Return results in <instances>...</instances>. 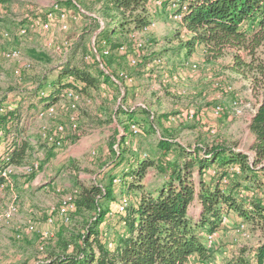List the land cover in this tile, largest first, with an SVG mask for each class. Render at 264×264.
<instances>
[{
  "label": "trees",
  "instance_id": "1",
  "mask_svg": "<svg viewBox=\"0 0 264 264\" xmlns=\"http://www.w3.org/2000/svg\"><path fill=\"white\" fill-rule=\"evenodd\" d=\"M152 1L164 5L169 13L172 2L176 3L178 12L183 11L182 21L178 23L189 32L181 46L187 54L202 48L203 54L211 61L231 55V71L250 81L251 89L261 94L262 99L250 124L254 135L253 156L250 159L231 147L183 145L176 140V130L184 124V120L168 123L172 117L169 116L164 125L165 116H159L158 120L164 128L162 132H165L157 138V152L146 157H131L126 169L120 177H116L120 180L116 186L127 190V206L123 214L115 212L118 214L116 222L122 230L116 232L112 248H108L101 238L98 227L109 213L108 206H101L100 202L113 199L114 178L106 186L76 180L71 222L81 220L83 232L70 238L59 234L54 248L32 264H188L193 256L198 262H205L212 253L205 246L204 234L218 232L222 226L221 217L231 211L251 229L264 231V191L261 195L257 194L260 186H256L260 183L258 173L264 172V0H105L99 11L107 22L97 34V44L99 46L101 41H105L103 47L110 51V55L103 56L100 46L101 61L109 74L102 70L92 73L88 70L90 67L78 63L77 53L71 49L65 62L58 66L60 69L56 77L48 83V95L38 100L55 103L67 89L87 96L90 89L97 90L103 82L109 86L107 102L102 105L100 116L91 121L97 125L112 124V110L108 103L112 99L111 93L121 91V84L124 89L121 101L126 102L131 94L128 95L125 82L118 80L119 83H115L110 75L124 72V64L116 62V59L121 58L129 66L133 51L120 52L119 48L126 45L130 50L129 34L132 31L142 32L153 22L149 5ZM67 3L80 13L77 0H68ZM92 20L99 28L97 20ZM32 56L49 64L45 53L33 51ZM147 64V61L139 60L133 67V73L139 75L138 71ZM68 76L73 77V81H67ZM46 77L47 74L39 76L35 90L24 94L22 99L45 88ZM20 111L18 106L13 111L0 114V128H5L4 150L0 155V186L4 182L1 176L3 168L27 164L34 155L32 142L26 136V126H19ZM137 111L142 119L139 113H151L148 106L134 110L124 108L120 112L124 117L118 122L123 125L125 134L117 138L119 132H113L118 149L127 150L125 135L133 136L131 124L136 125L140 132L144 130L142 120L134 118ZM76 124L75 129L69 124L63 147L76 142L86 132L78 121ZM145 125L146 133L155 131L151 122ZM110 149L114 152L113 146L110 145ZM231 166L239 167L241 174L229 177L227 185L222 186L221 180ZM150 168L159 177V182L153 187L143 182ZM209 169L212 171L207 174ZM13 184L14 189L16 182ZM240 188L254 191L255 195L246 194L241 198L238 195ZM195 204L199 211L193 216L190 209ZM255 255L252 261L246 259L243 250L227 264H262L264 244L255 249Z\"/></svg>",
  "mask_w": 264,
  "mask_h": 264
},
{
  "label": "rangeland",
  "instance_id": "2",
  "mask_svg": "<svg viewBox=\"0 0 264 264\" xmlns=\"http://www.w3.org/2000/svg\"><path fill=\"white\" fill-rule=\"evenodd\" d=\"M67 1L0 0V10H2L0 16H3V20L6 19L10 26L9 29L5 28L6 26L3 27L4 29L0 31L3 32L1 38L4 32L9 33L11 41L4 42L6 46L17 47L22 52V59L19 62L16 60L0 62L1 97L3 94L8 93L9 89L15 85L14 83L17 78L14 79V75H11L13 67L17 68L22 61H28L32 64V71H38L42 75L47 74L48 77L51 70L55 69V65L53 66V64L61 66L65 62V57L68 55L63 56V46L67 42L73 44L72 51H76L78 63L90 67L92 73L102 70L100 66V62L102 63L99 52L100 45L98 46V40L95 36L99 30H97V26L94 25L95 23L91 17L92 15L101 16L100 11H97L95 8L98 0H77V6L85 14H80L74 7L69 6ZM56 5L67 11H71L72 14L78 15L76 21L70 22L67 31L63 32L59 27V30H57L56 26L50 31L51 34H46L43 31L31 28L32 30L20 39L16 38L13 33H10L12 29L10 24L11 19H14L15 23L36 18L42 19L44 14L51 12ZM150 9L152 11L151 18L155 26L147 33L140 34V38L145 42L146 49L139 60L146 61V59H150L154 54L155 57H163L164 66L162 71L166 74L168 85L167 87L155 90V86H160L161 83V81L158 82V78L150 76L138 78L133 73L134 68L128 67L121 58L116 59V62L121 61L124 64L122 69L129 76L133 77L130 83L137 87H135V91L133 89V92L129 96V103L126 104L121 101L122 93L119 90H114L111 93L112 99L108 102L109 108L112 110L111 116L114 115L115 118L122 119L124 115L120 112L124 108L129 109L138 105L148 106L150 112L154 114V119L151 118V113L145 115L144 113H139L143 116V119L138 115V119L143 122L144 130L138 135L132 136L136 152L118 149L114 137L116 134L114 135L111 131L112 127L110 123H104V125L92 124V116L80 106L75 110H71L65 105L59 107L57 109L58 119L64 123L66 128H69V116L73 115L79 125H86L85 128H82L87 130V132L77 143L70 145L68 143L62 148L61 164L57 166L58 173L49 177L54 182L52 186L50 184L39 185V183L35 185L37 182L36 176L41 172L38 170L31 177L16 176L14 179L16 182L14 189L12 191L5 189L0 193V215L9 203L13 202L18 209L10 228L4 227L0 233V264H32L36 260L42 259L47 252L54 248L59 234L66 238L80 235L83 232L81 220L75 219L68 226H62L54 213L62 198L73 190L76 176L80 175L83 177L84 179L82 178L81 181L86 182L85 184L94 182L106 186L110 179L120 177L131 157H144V154L146 157V155L155 154L157 152V138L165 132H162L164 130L163 124L165 125L166 119L169 116L179 113L177 112V107L182 108L183 111L186 110L195 114L192 120L183 119L184 124L182 126L179 125L181 127L176 130L177 141L183 145L191 147L197 145L231 147L238 149V151L245 153L249 157L253 156L251 149L254 135L251 132L250 124L255 115L253 113L256 112L262 99L261 94L251 89L250 81L243 79L231 71V55L211 61L199 50L187 54L186 50L181 48L182 41L186 40L187 36L184 32L185 29L178 22L169 19V12L165 10L164 5H155L154 7H150ZM22 12L23 14L27 12L24 20L20 17ZM93 40L97 48L96 51L93 49ZM47 43L54 45V47H49ZM2 49L0 47V50ZM53 49L56 50V53L52 52ZM33 51L45 53L49 57V64L35 60L32 56ZM86 56H90L91 59L86 60ZM186 64H196L197 70L191 72ZM44 71L46 73H43ZM155 71H158L157 68H153L150 72L146 71V74L152 75L155 74ZM179 72L182 74L184 80L173 82L172 74L175 75ZM189 76H192V78ZM35 79L36 75L32 77L31 75H26L25 82H37L38 79ZM168 86H171L170 89ZM227 86L231 88L230 93H225L222 90ZM167 88L171 92L166 91ZM159 90L163 91L162 95L159 94L161 92ZM178 92H181V94H178ZM5 98L6 95L4 96ZM236 98L240 100L242 106H246L244 115L240 117L233 115L231 111V104ZM105 100L107 102V98ZM216 105H221L224 109L218 117H215L213 114V108ZM159 116H165L162 125L158 120ZM146 122H151L155 126L153 133L149 134L145 132V129H147ZM39 124L43 125L45 123L39 122ZM47 124L49 125V123ZM37 129L38 125L37 128L32 129V134L36 135ZM110 145L113 146L112 150L114 152L111 151ZM92 152L96 153L92 154ZM36 158L33 155L29 162L34 163L37 160ZM53 165L55 166V164ZM258 176L260 183L256 186L259 185L260 188H258V191L254 189L257 191V194L261 195L264 191V172L258 173ZM158 180L159 177L156 171L150 168L147 170L143 182L146 186H152L156 185L159 182ZM112 192L113 199L102 200L100 202L101 206L107 205L110 208L111 204L117 205L121 200L126 199V188L121 189L116 186L112 188ZM253 192L240 188L238 195L244 194L243 196H246L245 194ZM251 195H255V192ZM198 209L197 204L193 205L190 209L191 214L193 216L198 215ZM49 212L53 213L51 215L56 220L53 223L55 227L54 238L43 241L39 235L41 231L39 224L47 221L48 217L46 215ZM110 217L113 218L112 224H114L118 219L116 218L118 214L115 213V209L112 211ZM108 220L110 222V219L107 218V222H103L98 227L100 236L107 243V246L108 243L115 241L117 232L115 230L117 224H115V227L111 226ZM28 222L34 224L36 231L31 234H25L20 239H16L15 228L23 227ZM249 228L253 237L249 241H244L245 244H241L240 246L236 245L232 240L234 238H229V235H224L223 240L219 239L217 244L219 256H223L224 253L229 252L230 256L238 257L240 249L242 250L243 248H245L243 249L245 256L246 251L250 252L252 248H256L255 245L263 244L264 231L251 229L252 227L250 226ZM39 247H42L43 250H39ZM220 264H227L226 259H223V263Z\"/></svg>",
  "mask_w": 264,
  "mask_h": 264
},
{
  "label": "built area",
  "instance_id": "3",
  "mask_svg": "<svg viewBox=\"0 0 264 264\" xmlns=\"http://www.w3.org/2000/svg\"><path fill=\"white\" fill-rule=\"evenodd\" d=\"M157 4L159 5V3H157ZM176 6L177 5L175 2H172L170 4L169 19L174 21V22H181L182 18H183V11L178 12L176 10ZM77 17H78L77 14H72L69 11H66L65 9H61L58 7V5H56L54 7V9L51 10V12H48L45 14V19H41V18H36L33 20L28 19L29 20L28 24L19 21V23H18L19 27L16 31V36L18 38L26 36L28 28H35V29H39L43 32H49L54 23H56V25L59 27V29L61 31L65 32L69 29L70 22L76 21ZM154 26H155V23L152 22L148 27L144 28L142 30V32L132 31L129 34V41L131 42V47H130L131 49L130 50L128 49V47L126 45H122L119 48L120 52L133 51L134 56L129 58V65L131 67H136L139 59L142 57V55L144 54L145 49H146L145 42L140 38V34L142 35V34L147 33ZM102 28H103V26H101L99 31L96 33V35H95L96 37ZM186 32H188V31L186 30ZM3 38L4 39H10L9 33H4ZM100 44H101L100 46L102 47V55L103 56L110 55L109 49L103 47V45H105V41H101ZM92 45H93L94 51H96L97 48L94 44V40L92 42ZM48 46L50 47L51 44H48ZM94 46H95V48H94ZM63 48H64V55L63 56L65 57L70 52V50L73 48V44L71 42H67L64 44ZM21 56H22V52L17 47L2 51L3 60L8 61V62L13 61V60H16L19 62L22 59ZM156 57H154L150 61V63H151V65L156 66L159 69H162L164 66V59L158 58V57L156 58ZM85 59L89 60L91 58H90V56H86ZM186 65L191 72H195L197 70L196 64H191V65L186 64ZM100 66L105 73L109 74V72L104 68V66L101 62H100ZM31 69H32V64L30 62L22 61L20 63V65L12 71V74L19 78L22 76V73L24 71H30ZM110 77H111V80L115 83H119L118 80L125 82V83H130L133 80V78L131 76H129L126 72H123V71L119 72L116 76L110 75ZM179 79H180V77L178 76V74H175L172 76L173 82L178 81ZM67 81H73V77L68 76ZM167 85H168L167 79H166V77H164L160 83V87H167ZM168 88H170V86H168ZM120 90H121V93L124 94L123 87H121ZM222 90L225 93L231 92V88L228 86L223 88ZM178 94H181V92H178ZM47 95H48V89L45 87V88H41L37 91L36 97L38 99H41V98H45ZM82 100H83V97L81 94L77 93L74 90L67 89V90H64L60 94L59 100L56 101L55 103L42 102V106H40V108L37 110L38 119L44 121V123H45V124L41 125V127H40V136H41L42 141L46 145H48L50 148H53L56 150L63 148V142L67 136V128L58 119L57 109L59 107L65 105L67 108H69L71 110H75L80 105ZM139 107L144 108L143 105H138V106L131 107L130 110H134V109L139 108ZM14 109L15 108L12 105L6 104L3 102L0 105V114H4L6 112L13 111ZM245 109H246V106H242V104L238 98L233 100V102L231 104V111H232L233 115H235L237 117L243 116ZM223 110L224 109L221 105L214 106V108H213L214 116L218 117L220 114H222ZM255 113L256 112H254L253 115ZM194 115L195 114L192 112H189L187 115L186 114L182 115V114L178 113L175 116L170 117L168 120V123H171L177 119L192 120L194 118ZM151 118H153V116H151ZM68 120H69V124L71 125V127L73 129H75L77 126L76 118L73 115H71V116H69ZM47 123H49V125ZM130 131H131L133 136L141 133L139 128L134 124L130 125ZM4 133H5V131L3 129H1L0 130V137H3ZM144 156H145V154H144ZM251 158L252 157H250V159ZM39 169H40V165L38 162H34V163H30V164H24L21 166L9 165V166L3 168L1 176L4 180V182L0 186V190H5L6 188H9V190L12 191L13 190V182H14L13 178L14 177H16V176L28 177V176H31L32 174H35L36 172H38ZM240 174H241V170L239 167H237V166L229 167L228 168V174L226 176H224L221 180V185L226 186L228 183L229 177L235 178V177L239 176ZM119 181L120 180L118 178H114L112 183H113V185L116 186L119 184ZM75 194H76V190H72L68 195H66L62 198L60 204L55 209L56 218L59 220V222L61 224L66 225V224H69L71 222V213L74 210V196H75ZM251 194H253V193H251ZM243 195L244 194H239V197L242 198V197H244ZM251 196H253V195H251ZM126 206H127V199L121 200L117 204V206L115 207V212L118 214H123L125 212ZM17 211H18L17 206L13 202L9 203L7 205V207L4 209V211L0 215V233L2 232L4 227H10L11 226L13 218L17 214ZM227 220H228L227 215H223L221 217V224L222 225L226 224ZM55 221L56 220H55V218L52 217V215H50L47 219L48 224H53ZM35 231H36V227L34 226V224L32 222H28L23 227H16L15 228V238L20 239L23 235L31 234ZM234 231L237 234V241H236L237 244H239L240 241H243V242L249 241V240H251V237H253L251 232H250L249 225L246 223H240L234 229ZM217 233L218 232H207L204 234L205 246L210 251H212V249L214 248L215 240L217 238ZM39 235H40L41 240H43V241L44 240H50L54 236L53 233L49 230H42V231H40ZM263 244H257V245H255V247L258 248V246L260 247ZM108 248H112V243H108ZM38 249L41 251L43 250L42 247H39ZM249 253L251 254V252H248V254H246L245 258L250 259L252 261L253 259H255V253L251 254V255ZM194 264H215V262L207 260L205 262H198V263H194ZM262 264H264V260H263Z\"/></svg>",
  "mask_w": 264,
  "mask_h": 264
},
{
  "label": "crops",
  "instance_id": "4",
  "mask_svg": "<svg viewBox=\"0 0 264 264\" xmlns=\"http://www.w3.org/2000/svg\"><path fill=\"white\" fill-rule=\"evenodd\" d=\"M104 1L105 0H98L97 5L95 6L97 11L102 8V5L104 4ZM149 5L151 7H154L155 5H158V4L156 2L152 1ZM78 8H79L80 13L85 14L84 11L79 6H78ZM27 12H28V10H27ZM30 12H32V11L30 10ZM0 13L2 14V10H0ZM26 13L23 14V12H22V14L20 16L21 19H23V20L25 19ZM89 16H91V15H89ZM0 17H1V19H0V31H2L4 29L3 27H5V26H6L5 28L9 29L10 28L9 22L6 19L3 20V16H0ZM91 17H92V19H96L97 20V25L99 26V28L97 27L98 28L97 30H99L101 28V26H104L105 22H107V20H103V18L101 16H99V15L98 16L92 15ZM42 19H45V14H44V17ZM13 22H14V19H11L10 24H11V28L12 29H11L10 33H13L14 36L16 38H18L16 36V31H17V29L19 27V24L15 23V22L13 23ZM21 22H24L26 24L29 23V21H21ZM56 26H57L56 23H54L52 25V27H51V30H52L53 27H56ZM31 30H32L31 28H28L27 33L29 31H31ZM37 30H39V29H37ZM57 30H59L58 26H57ZM39 31H41V30H39ZM50 31L49 32H45V33L46 34H48V33L51 34ZM184 32L186 34H189V32H186V30H184ZM2 33L3 32H0V39H1V42H0L1 46L0 47L3 48L2 50H0V62H8V61L3 60L2 51L7 50V49H12L14 47H7L6 46V43H4V42H10L11 41V37H10V39H4L3 37L1 38ZM4 33H6V32H4ZM50 47H54V45H51ZM196 50H199L200 52L203 53L202 48H197ZM52 52L56 53V50L53 49ZM154 56H155V54L152 55L150 57V59H146V61H151L152 58H154ZM53 66L56 69L51 71V73L48 76L47 83H46V88L47 89H49L48 83L51 82L56 77V74L58 73V70L60 69V67H58L56 64H53ZM128 67L133 68L130 65ZM15 68L13 67V70ZM153 68H157V70H158V71L154 72L155 74H152V75L146 74V71L150 72L151 70H153ZM13 70H11V71H13ZM88 70L91 71L90 69H88ZM138 72H139V75L135 74V75H137L138 78L150 76L152 78L153 77L158 78V82L162 81V79L164 77H166V74L164 73V71H162V69H159L158 67L151 65L150 62H148L147 65L142 66L141 70H139ZM43 73H46V72L44 71ZM177 74L180 77L179 80L183 81L184 79L182 77V74H180V72L177 73ZM11 75L13 76L12 72H11ZM26 75H31V77L36 75V79L35 80H37L39 76H42V73H40L38 71L30 70V71H24L22 73V76L19 77V78L14 76L15 77L14 79L17 78V80H15V83H14L15 85L13 86V88H10L13 91H10V89H9L8 93L3 94L4 96L6 95L5 99H4L3 95H2V97L0 95V102H2V103L4 102L6 104H10L14 108H17L18 106L21 107L20 118H19V126H23V125L26 126V136H28L30 141L32 142V146L34 148V155L37 157L36 159L38 160V161L35 160V162H38V163L40 162L39 163V165H40V169L39 170L41 172L38 174V176H36V181L37 182H36L35 185H37L39 183V185L40 184L41 185L50 184L52 186L54 182L49 177L52 176V175H55L56 173H58V167L57 166H60L59 164H61L60 159L62 158V150L63 149L62 148L58 149V150L52 149V148H50L48 145H46L42 141L41 136H40V127H41L42 124H39V122L43 123L44 121L38 119V117H37V110L40 108V106H42V103H41V101L38 100V98L36 97V94L31 96V97L25 98L24 100L22 99L24 97V94H27V92H29V93L33 92L35 90L36 86H37V82L36 81L28 82V83L25 82ZM172 75H174V74H172ZM189 77L192 78V76H189ZM182 84H184V83H182ZM126 85H127V89H128V95H130L133 92V89L135 91V89H136L135 87H137L135 85H132L131 83H126L125 86ZM119 86L122 87L121 84H119ZM157 89H161V87L159 85L155 86V90H157ZM159 91H161V90H159ZM166 91H170L171 92V90H168V88L166 89ZM190 91H191V89H190ZM108 92H109V87L105 83L101 82V84L99 85V88L97 90L90 89L87 96H83L82 95L83 100H82V102L80 103L79 106L81 108H84L85 109L84 111L88 112L89 115L92 116L91 118L99 117L100 114H101V107H102V105L104 103H106L105 98L108 97L107 96ZM162 92L163 91H161L159 94L162 95ZM2 98H3V100H2ZM129 102H130V99L128 98L125 103L127 104ZM145 107L146 106H144V108ZM177 109H178L177 112H179V114H182V115H185L186 112H187L186 110L183 111L182 108H180V107L179 108L177 107ZM188 112H190V111H188ZM151 114L153 116L152 112H151ZM138 117L139 116H138V111H137V114L134 115V118H138ZM118 119H121V118H115L114 115H112L111 116L112 124L110 126L112 127V130H111L112 132H114L115 130H117L119 132L117 138H120V136H123L125 133H124L123 125L119 124V122H118L119 120ZM37 125H38V129H37L38 131H37V134L34 135V134H32V129L35 128V127L37 128ZM83 127L85 128L86 125L83 126ZM1 129H3L5 131V128H0V130ZM86 132H87V130H86ZM86 132L84 134H82L81 137L74 143H77L80 139H82V137H84L83 135H85ZM125 140L126 141H125L124 145L127 148V150L135 153L136 152V148H135V145L132 142V136H130L129 134L128 135L126 134L125 135ZM253 140H254V138H253ZM74 143H69V145L70 144H74ZM3 150H4V140H3V137H0V155L2 154ZM95 153L96 152H92V154H95ZM53 158H54V161H55L54 163H53ZM31 163H33V162H31ZM27 164H30V162L27 163ZM53 164H55V166ZM53 170H54V172L51 173V171H53ZM211 171L212 170L209 169L207 174L211 173ZM82 178L83 177H81L80 175L76 176V180L80 181V180H82ZM2 191L3 190H0V193ZM115 207H116V205H113V204L110 205V208H109L110 209V213H108V215H107V217L105 219L106 222H107V218L110 219V222L108 220V223L111 226H114V227H115V224H117V222L115 221L114 224H112L113 218L110 217V216L112 214V211L115 209ZM49 214H50V212L47 213L46 217H48ZM227 217H228L227 223L222 225L221 229L217 233V238L215 240V245H214V248L211 251L212 255L209 258V261H214L215 264L223 263V259H226V261L229 262L230 260H233V259L236 258V257L230 256L229 252H227L226 254L224 253L223 256H219V253L217 252L218 240L219 239L223 240V236L224 235H226V236L229 235V238L230 237L234 238L232 240H233L234 243H236L237 234L234 231V229L240 223H244L242 221V219L240 217H238L237 214H235L232 211L227 214ZM39 226H40L39 229L41 231L42 230H49L52 233H55V227L53 226V224H48L47 221H44V223H40ZM8 228H10V227H8ZM115 230H117V231H121L122 230L119 224L116 225ZM241 244H245V242L240 241V244L236 243V245H238V246H240ZM243 249H245V248H243ZM255 249L256 248H252V251H250L251 254L255 253ZM242 250L240 249L239 254L241 253ZM247 253H248V251H246V254ZM239 254H238V256H239ZM246 254H245V256H246ZM194 263H198V260H197V258L195 256H193V257H191L189 259V264H194Z\"/></svg>",
  "mask_w": 264,
  "mask_h": 264
}]
</instances>
